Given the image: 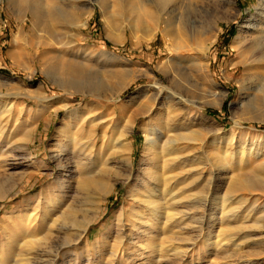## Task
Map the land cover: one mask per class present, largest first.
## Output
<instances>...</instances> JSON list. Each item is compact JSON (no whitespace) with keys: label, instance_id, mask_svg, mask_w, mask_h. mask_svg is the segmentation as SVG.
<instances>
[{"label":"rangeland","instance_id":"obj_1","mask_svg":"<svg viewBox=\"0 0 264 264\" xmlns=\"http://www.w3.org/2000/svg\"><path fill=\"white\" fill-rule=\"evenodd\" d=\"M137 1L2 0L0 3V114L5 115V120L6 116H10L11 124L8 128L15 130L12 143L16 150V157L10 158L7 163H3V159L0 160V185L7 181L19 183L11 196L0 202V245L3 240V243H8L9 235H3L7 215L26 206V201L34 200L59 177L61 171L56 160V145L58 140L64 144V140L58 137L60 129L64 127L65 130L71 131V138L76 141L83 138V143L90 142L94 137L100 138L102 123L98 129V122L91 123L96 113L85 116L86 122L80 120L85 106L92 103L101 104L102 113L117 109L118 117L116 116L114 122L118 127L119 120L125 115L129 116L119 111L117 102L99 100L88 95L89 87L95 83L102 84L104 92L113 94L119 83L116 76L125 72L127 76L136 78L137 82L119 96L123 105L133 94L142 89L147 91L156 82L167 84V80L176 78L187 87L186 93L190 103H187L186 109L175 110L171 115V125H179L181 122L184 124L181 117L187 118L185 123L188 125L181 126L184 130L179 132H176L178 128L174 127L171 136L178 142L176 148L185 152L186 156L187 152L190 153L191 159L199 161L198 167L205 178L200 182L199 190L186 192L188 202L195 197L198 200V196L205 202L210 199L209 174L214 160L217 159L216 152L210 151L211 140H218L216 145L212 146L213 150L222 146L233 151L230 157L233 165L227 166L225 171H218L220 174L218 173L217 202L224 205L225 211H222V206L221 213L213 211L215 214H222L224 224L218 223L211 236L204 233L198 237L192 229L188 230L191 232H186V246L185 241L176 239L164 243L165 248L171 247L172 250L175 246H188L191 252L185 259L162 264H264V72L255 70L254 66L258 63L253 61L249 49V34L244 35L243 42L237 45V48L234 44L242 27L262 19L264 13H261V1L194 0L189 16H192L191 19L201 20L204 31L194 40L183 37V40L177 41H173L171 37L163 38L160 34L147 38L139 21L141 16L145 15L153 19L156 26L161 21L158 19L162 17V10L168 7L171 0H146L144 6L140 4L141 0ZM30 5L39 6L42 11L43 16L38 21L32 20L30 16L27 18V8ZM182 20L179 29L186 32V35V22ZM17 34H21L23 41L15 42ZM174 46L180 47V51L172 53ZM52 65H58L60 69L58 74L53 76L55 80L51 82L47 71ZM66 66L83 74L78 89L69 85L72 77L66 71ZM241 85L250 100H241ZM63 86L67 92L61 89ZM26 90H40L49 100H64L69 106L67 109H57L56 113L44 110L38 100L26 98ZM162 107L164 106H158L157 111L161 110V113L156 117V124L163 131L166 116ZM144 121L143 117L139 118L127 137L132 147L130 183L126 178H115L117 167L124 165L121 166V160L114 155L112 149L101 150V141L93 158L84 161L83 167H78L79 161L73 157L65 161L69 167L63 173V179L67 182L64 189H58L59 195L65 197L61 212L71 205L81 206L84 211L90 210L85 206L89 202L97 208L93 207L92 210L97 212L99 195L93 189H83L80 184L83 180L82 174L86 171L98 174L100 164L107 157L112 164L110 167L113 172L110 174L114 177V192L102 202L104 204L100 217L90 228L88 239L91 248L98 240L102 241L104 235H117V229L114 228L116 214L123 208L126 212L129 211L132 205V200L128 197L129 184L136 179L143 158L145 136L141 126ZM116 131L114 128L110 129L108 136L113 138ZM98 151H101V154ZM30 159L42 169L38 171L28 168ZM93 176L95 180L99 177L95 174ZM244 180H250L253 187L243 184ZM259 180L262 182L259 183ZM86 198L88 200H85ZM194 207L192 204L189 206L191 212H203ZM206 210L208 211L209 207L204 211ZM61 212L57 216H60ZM207 241L230 243L215 257V254H206L204 248ZM159 243L162 242L156 241L154 245ZM71 248L63 252L59 264H88L81 256V250L85 249L83 241Z\"/></svg>","mask_w":264,"mask_h":264},{"label":"bare ground","instance_id":"obj_2","mask_svg":"<svg viewBox=\"0 0 264 264\" xmlns=\"http://www.w3.org/2000/svg\"><path fill=\"white\" fill-rule=\"evenodd\" d=\"M145 1L146 0H141V3H139L144 6L146 5ZM193 1L194 0H171L168 7H165V9L162 10V17L161 19H158L161 21H159L160 23L156 24V26H154L155 21L153 19L142 15L139 21L145 36L150 38L153 35L156 36L160 34L166 39L171 37L173 41L174 39H176V41L183 40V37H188V40H194V38H196L199 34L203 33L204 25L201 20H197L196 18L191 19L192 16L191 18L189 16V11L191 10L190 8ZM259 1H261L262 6L261 13H264V0ZM1 2L2 0H0V3ZM159 2L161 3V1ZM214 2L216 1L214 0ZM136 6L137 4L134 5V8H136ZM141 10L143 11L142 8ZM29 16L32 20L38 21L42 18L43 14L39 6L30 5L27 8V18ZM262 16L261 20H257L253 24L249 23L242 27L234 44L235 48H237V45H240L243 42L244 35L249 34L251 37V45L249 49L254 58L253 61L256 62V64L258 63V65L254 66L255 70L263 73L264 14ZM155 19L157 20V18ZM182 19L186 22V35V32H182L183 30L181 31V28L179 29V23ZM16 36L17 39L15 38V42L23 41L21 34H17ZM117 37L120 38L119 34ZM180 49V47L178 48L177 46H174L171 51L172 53L174 51L179 52ZM206 51L207 50H204V52ZM57 66H53L47 71V77L51 82L52 80H55L53 79V76L60 69ZM86 68L87 67H85V69ZM66 71L72 77L69 85H73L76 89H78L80 87L79 83L83 74L71 67L67 68ZM129 76H127L125 72H121L116 76L119 83L113 94L104 92L103 85L100 83H95V85L89 87L90 92L88 95L93 96L96 99L98 98L99 100L117 102L120 109L119 111L129 115H125L123 119L119 120L120 127L115 125L114 122L118 117L117 109H113L110 113H106L107 111L102 113L101 104L92 105V103L85 106L83 111L84 113L80 120L82 122H86L87 117L85 118V116H91V114L96 113V117L94 116V118L91 119L92 121L89 118L88 120H90L93 124L98 122L96 124L97 129L102 123V136L100 138L94 137L90 142L83 143V138L80 141H76L71 138V131H68L67 129L65 130L64 127H62L63 129H60L58 137L60 136L61 139L64 140V144L60 143L59 140L57 141L58 145H56V149L58 150V153L56 155V160L61 173L59 177L57 176L58 178L56 181L48 188L41 191L34 200L26 201V206L21 207L18 211L11 212L7 215V225L3 228V235L5 237L9 235V238L7 241L8 243H3V240L0 245V264H59V261L62 259L63 252L66 250L69 251L72 246H77L81 241H83L85 246V249L81 250V256L87 260L88 264H162L163 262H173L179 259H185L191 252V250L187 248L188 246L185 248L175 246L172 250L171 247L165 248L164 243L167 244L170 243V240L176 239V241H185L184 244L186 246V242L188 240L186 238V232L188 230L192 229L194 233L198 234V237H201L204 233H206L207 236H211L212 231H214L218 223L221 224L223 222L224 224V217L222 214L220 215L214 213V210L221 213L220 206H222L221 202H219L220 204L217 202L219 201V192L217 190V184L219 181L218 173L220 174L218 171L222 169L225 171L227 166L229 167L232 164L230 157L232 156L233 151H230L229 149L226 150L222 148V146L213 150L212 146L216 145L218 140H211L210 151L216 152L215 154L217 159L214 160L213 167L211 168L209 174L211 184L210 199L205 202L204 200L199 199L198 196V200L195 199V197L191 199L192 201L188 202L189 200H187L188 197L186 192L188 190H199L200 182L205 180V178L203 176V172H201V168L199 169L198 167L197 163L199 161H197V159H191L190 157L192 156L189 157L190 153L187 152L188 155L186 156L185 152L176 148V144L178 142L176 143L174 136H171L174 127H177L178 130L176 129V132H179L183 129L181 126L186 127L188 125V123H185L187 118L184 119L181 116V121H183L184 124H181V122L179 125H171L173 121L171 115L175 113V110H178V108H181V110H183V108L186 109L185 107L187 103H190L186 93L187 87L180 81V79L176 78L167 80V84L163 82H156L150 86L147 91H143L142 89V91L137 94H133L127 103L123 105V100H121L119 96L137 82L136 78ZM96 77L98 78V76ZM61 89L67 92L65 86ZM241 89V100H250V98L244 94L243 91L245 88L242 85ZM251 89L257 90L255 87H251ZM25 94L26 98L29 97L30 99L38 100L40 107L44 110H51L56 113L61 107L67 109L69 106L64 103V100L62 101L63 103L56 99L49 100L40 90H26ZM63 104L65 105L63 106ZM159 105L164 106L162 108L164 109L163 113H165L166 116L163 131L156 124V117L159 112L161 113V110H159V112L157 111ZM9 110L12 112L11 108ZM0 115V160L3 159V163H7L10 158L15 156L16 150L13 148L14 146L12 143L15 130L8 128L10 126L9 124H11L10 116H6L7 118L5 120V115L2 116V113ZM141 117L145 119L143 125L141 126L145 136V145L143 158L140 162L136 179L131 185L129 184L128 197L132 200V205L129 211L126 212L123 208L116 214L114 228L117 229V235H115V237H112L111 233L104 235L103 240H98L91 248L89 246L90 242L88 239L90 228L100 217L104 204L102 202H105L112 192H114V177L110 174L112 171L110 165L112 164L109 163L107 157L105 161H101L102 163L100 164L98 174L96 172L88 171L83 172L82 174L83 180L81 179L82 181L80 184L83 189H93L99 195L100 203L98 204L97 212L96 210H92L94 207L92 202L85 204V206L89 207L90 210L85 209L84 211L81 206L75 207L74 205H71L68 206L64 212H61V209H63V206L65 205V203H63V198L65 197L63 195H59L58 189L66 186L67 181L63 179V173L68 169L69 165L65 164V161L68 160L69 157L71 159L73 157L79 161L77 162L78 167H83L84 161H89L93 158L95 151L98 150L97 146L99 145V141H101V150L107 148L112 149L115 152L114 155L121 160V166L122 164L124 165L121 168L117 167V171L114 173L115 178H126L125 180L130 183V173L132 171V147L130 146L127 137L130 131L134 129L137 120ZM3 118L4 120H2ZM192 119L193 118H191V120ZM16 123H18V120ZM113 128L117 131L115 136L110 138L108 136V132L110 129L113 130ZM25 135L27 136L28 134ZM99 152L101 154V151H98V153ZM28 162V168H33L38 171L42 169L41 167H37L36 162H33L32 159ZM94 174L99 175L98 179H94ZM21 180H23V178ZM249 181L250 180H244L243 184L245 183L246 186L253 187V184ZM7 182L0 185V202L11 196L19 186L18 182ZM261 182L262 181L259 183ZM211 199L212 201H210ZM85 200H88V198ZM222 202L224 201L222 200ZM191 204L195 206L194 209H201V212L202 210L203 212H191L192 209H189ZM207 207H209V210H206L205 212L204 210ZM222 211H225L224 205L222 206ZM60 212L61 215L57 216ZM156 241H160L162 243H159V245L156 244L157 246H155L154 243H156ZM229 243L230 242L228 241H207L204 249L206 250V254H215L216 257L222 249L224 250L229 246ZM182 245L183 244H181V246Z\"/></svg>","mask_w":264,"mask_h":264}]
</instances>
